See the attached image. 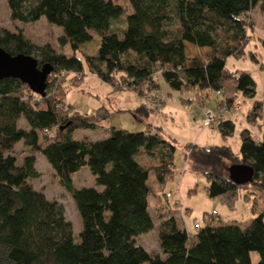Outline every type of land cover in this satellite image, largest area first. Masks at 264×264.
Returning a JSON list of instances; mask_svg holds the SVG:
<instances>
[{"label": "trees", "instance_id": "obj_1", "mask_svg": "<svg viewBox=\"0 0 264 264\" xmlns=\"http://www.w3.org/2000/svg\"><path fill=\"white\" fill-rule=\"evenodd\" d=\"M6 1L13 22L44 17L58 26V44L69 52L48 43L34 46L18 28L10 34L0 29L3 49L33 56L38 67H52L44 95L18 78L0 80V264H252L251 251L258 254L256 264H264V208L243 226L216 220L213 211L205 225L198 222L188 232L179 222L178 209L167 207L158 224L159 251L144 248L137 239L154 226L151 182L162 188L172 178L173 139L149 125L137 132L110 126L101 139H77L76 130H97L111 113L104 106L88 115L69 112L72 105L64 111L48 82L53 74H82L86 66L112 87L139 94L158 90L159 77L175 91H220L217 110L240 97L253 99L246 120L259 134L242 128L239 153L224 144L184 146L187 160L204 169L206 194L233 209L246 184L235 183L227 165L251 166L253 178L247 185L264 191V101L255 99L256 83L248 72L228 69L225 63L229 56L244 53L248 30L254 27L252 11L259 6L264 12V0H128L127 10L113 0ZM95 37L98 47L86 52L83 45ZM188 43L207 49L190 57ZM132 112L141 119L151 110L141 104ZM20 117L31 131L22 133L33 139L31 145L33 131L45 137L18 164L11 149ZM216 126L223 137L235 128L226 116ZM35 153L45 157L73 200L81 223L77 241L62 204L25 185L39 176ZM84 167L94 176L95 187L74 186L72 174ZM243 197L247 200L249 194ZM190 210L184 207L182 213Z\"/></svg>", "mask_w": 264, "mask_h": 264}, {"label": "rangeland", "instance_id": "obj_2", "mask_svg": "<svg viewBox=\"0 0 264 264\" xmlns=\"http://www.w3.org/2000/svg\"><path fill=\"white\" fill-rule=\"evenodd\" d=\"M113 1L121 4L126 10L129 7L128 0ZM252 17L254 27L248 30L249 41L244 47V53L240 57L229 56L225 64L228 69L248 72L256 83L255 99L264 101V12L259 6L252 11ZM17 28L24 33L25 38L30 40L34 46H42L48 43L57 50L62 48L63 52H69L67 46L60 47L58 44V38L61 35L58 26L50 24L44 17L34 22H13L10 19L7 1L0 0V29L10 34L15 32ZM10 45H13L12 39ZM98 45L99 40L95 37L84 44L83 49L88 53H93ZM8 47L12 48L9 45ZM186 49L188 56L192 57L203 55L207 48L188 43ZM48 82L53 84L54 100L61 102L64 111L68 110V105H72L68 110L71 113L72 110L86 113L89 108L93 109V111L89 110L86 113L88 115L102 106L109 109L114 106L120 109L124 106L128 108L131 105H124V103L130 102L132 97L140 98L143 104L145 97L150 94L160 99V105L156 109L147 106L151 110L148 120H136V114H133L130 110L122 109L101 121L102 127L97 132L88 129H79L76 132L77 137L99 136L110 126L122 127L137 132L145 130L147 122H150L161 126L164 135L174 139L173 142L176 148L173 155L174 171L172 178L168 179L162 188L151 182L153 193L149 198V212L154 226L147 233L139 235L137 239L149 252L159 251L158 224L162 216L166 215L167 207L178 209L176 211H178V216L181 217L179 222L184 223L188 232H194L196 222H199L201 226L205 225L213 211L217 212L214 216V218L217 217L216 220L235 221L243 226L245 222L250 221L257 212L264 208V191L254 185L248 186L246 184L240 188V194L233 209L228 208L220 198H210L206 194L207 181L203 175L204 169L187 160L186 149L184 148L188 143L205 147L224 144L231 146L235 153H239V131L242 128H249L254 133L259 134L258 127L246 121V114L252 105V99L240 97L242 100L240 110L234 114L225 115L233 120L235 128L231 136L223 137L217 126H203L202 124L207 110L218 111L216 102L219 97L216 96L213 90L175 91L171 90L166 82L159 77L160 88L158 90L143 91L139 94L131 88L112 87L90 74L86 66L82 74H75L74 72L53 74L49 76ZM27 93L29 92L27 91ZM34 99L39 101L40 97L37 96ZM261 122L262 119H259L258 123ZM23 132L29 135L31 131L26 121L20 117L15 124V135L11 149V153L15 156L18 164L21 163L25 154L43 143L40 136L45 137L37 130L33 131V138L35 140L34 135H36V140L31 145L33 139L27 138V136L23 137ZM35 159V168L39 172V176L34 179H27L25 185L33 190L42 191L49 200H56L62 204L67 220L72 223L73 236L77 241L81 223L70 194L60 185L45 157L35 153ZM229 168L230 165H227L226 172ZM72 181L77 188L96 186L94 176L87 167L72 174ZM161 192H163V195L160 200L159 195H161ZM244 193L249 194V199L246 200L243 197ZM185 206H189L191 210L183 214L182 211ZM250 257L251 263L256 264L258 260L257 252L251 251Z\"/></svg>", "mask_w": 264, "mask_h": 264}, {"label": "water", "instance_id": "obj_3", "mask_svg": "<svg viewBox=\"0 0 264 264\" xmlns=\"http://www.w3.org/2000/svg\"><path fill=\"white\" fill-rule=\"evenodd\" d=\"M52 67L49 63L38 67L37 60L28 54H11L0 46V80L7 77L20 79L39 95H44L47 76ZM253 168L247 164L230 165L229 177L237 184H247L252 181Z\"/></svg>", "mask_w": 264, "mask_h": 264}, {"label": "built area", "instance_id": "obj_4", "mask_svg": "<svg viewBox=\"0 0 264 264\" xmlns=\"http://www.w3.org/2000/svg\"><path fill=\"white\" fill-rule=\"evenodd\" d=\"M216 95L220 96L221 93L220 91L216 92ZM160 99L157 96H153V94L148 95L147 97H145L144 99V105L153 109H156L157 107H159L160 105ZM242 101L240 99L236 100L234 103L224 106L221 108V110L218 111H213V110H207L204 114V118L202 121L203 126H213V125H217V123L223 118L225 117V114H231V113H236L240 110ZM177 208H179V206H177ZM215 213V212H213ZM198 222H196L195 225H197Z\"/></svg>", "mask_w": 264, "mask_h": 264}, {"label": "crops", "instance_id": "obj_5", "mask_svg": "<svg viewBox=\"0 0 264 264\" xmlns=\"http://www.w3.org/2000/svg\"><path fill=\"white\" fill-rule=\"evenodd\" d=\"M112 98H114V97H112ZM252 101H253V99H252ZM131 102V103H130ZM130 102H125L124 103V105H131V106H128V108H126L127 106H124V108H122L123 110L124 109H127V110H130V111H132V110H134V109H136L137 107H139V106H141V104H142V101H141V99L140 98H137V97H132V100L130 101ZM164 106V105H163ZM107 108V107H106ZM108 110H109V112L111 113V115L114 113V112H117V111H120V110H122V109H120V108H117L116 106H114L113 108H111V109H109V108H107ZM89 110H91V111H93V109H91V108H89ZM89 110H87V112L86 113H88L89 112ZM155 112H158V111H155ZM155 112H153V113H155ZM110 115V116H111ZM149 115H150V113H148V115H146L145 117H143V118H138L140 121L141 120H148V117H149ZM138 119H136V120H138ZM247 121V120H246ZM147 125H149V128L152 130V131H155V129H159L161 132H162V134L164 135V132H163V129H162V127L161 126H159V125H155V124H153V123H150V122H147ZM101 127H102V124H101ZM148 127H146V129H147ZM109 129V128H108ZM108 129H106L104 132H102V133H100L99 134V136H80V137H77L76 136V132H77V130L74 132V137L75 138H77V139H90V140H98V139H101V138H103V137H105L106 135H107V131H108ZM145 129V130H146ZM82 130H87V129H82ZM98 130H100V129H97V130H93L92 132H97ZM165 136V135H164ZM166 137V136H165ZM167 138H169V139H172V138H170V137H167ZM173 141H174V139H173ZM84 168H86V167H84ZM83 169V168H82ZM81 169V170H82ZM185 207H189V206H185ZM184 208V207H183Z\"/></svg>", "mask_w": 264, "mask_h": 264}]
</instances>
